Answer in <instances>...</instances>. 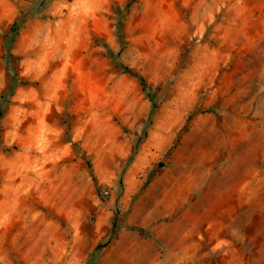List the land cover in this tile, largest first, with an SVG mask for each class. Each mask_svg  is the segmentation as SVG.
Listing matches in <instances>:
<instances>
[{"label":"rangeland","instance_id":"374dc122","mask_svg":"<svg viewBox=\"0 0 264 264\" xmlns=\"http://www.w3.org/2000/svg\"><path fill=\"white\" fill-rule=\"evenodd\" d=\"M0 264H264V0H0Z\"/></svg>","mask_w":264,"mask_h":264},{"label":"trees","instance_id":"16d2710c","mask_svg":"<svg viewBox=\"0 0 264 264\" xmlns=\"http://www.w3.org/2000/svg\"><path fill=\"white\" fill-rule=\"evenodd\" d=\"M17 26H18V24L15 22L12 26L13 30H11V31L16 32L15 28ZM113 58L115 60V64L121 70V72L123 74H127L130 77H133L137 80V82L139 83L143 93L147 96V98L151 104L152 109H154L156 107V102H155V99L153 97V92L149 89L145 79L141 75L136 73L134 70H132L131 68L126 67V66L122 65L121 63H119L117 55H115ZM83 158L85 159V163L87 165V168L89 169V171L91 173V179H92L93 183L95 184V190L99 194L100 193V187L98 186L96 178H95L94 173L92 171L91 163L88 159H86L85 156H83ZM117 220H118V210H115L114 217L112 219V234H113L114 230L118 228ZM130 230L135 231L138 234L147 235L146 232L139 230L137 228H130ZM104 247H105L104 245H98L94 248V251H98L99 249H103Z\"/></svg>","mask_w":264,"mask_h":264}]
</instances>
